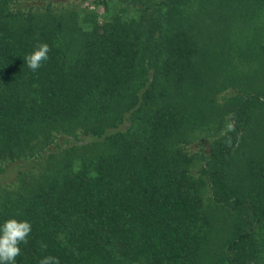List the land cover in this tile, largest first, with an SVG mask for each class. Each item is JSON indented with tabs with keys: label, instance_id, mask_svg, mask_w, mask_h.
<instances>
[{
	"label": "trees",
	"instance_id": "1",
	"mask_svg": "<svg viewBox=\"0 0 264 264\" xmlns=\"http://www.w3.org/2000/svg\"><path fill=\"white\" fill-rule=\"evenodd\" d=\"M262 72L264 0H0L16 264H264Z\"/></svg>",
	"mask_w": 264,
	"mask_h": 264
},
{
	"label": "clouds",
	"instance_id": "2",
	"mask_svg": "<svg viewBox=\"0 0 264 264\" xmlns=\"http://www.w3.org/2000/svg\"><path fill=\"white\" fill-rule=\"evenodd\" d=\"M49 52L50 48L47 43H39L34 51L24 58L28 68L33 72L37 71L43 62L48 60ZM233 130V125L229 123L222 130V135ZM30 233L31 223L27 220L18 221L15 218H10L0 225V264H16V258L21 254L20 245L28 243ZM41 247L46 249L47 245L42 244ZM39 264H60V261L49 255L43 257Z\"/></svg>",
	"mask_w": 264,
	"mask_h": 264
},
{
	"label": "rangeland",
	"instance_id": "3",
	"mask_svg": "<svg viewBox=\"0 0 264 264\" xmlns=\"http://www.w3.org/2000/svg\"><path fill=\"white\" fill-rule=\"evenodd\" d=\"M77 1V0H76ZM88 4V3H87ZM82 5V4H81ZM91 9H93V7H92V5H91V7H90ZM99 11H100V9H99ZM255 79V81L257 82V83H259L260 85L259 86H262L263 84H264V72H262L261 74H260V76H255L254 78H253V80Z\"/></svg>",
	"mask_w": 264,
	"mask_h": 264
}]
</instances>
